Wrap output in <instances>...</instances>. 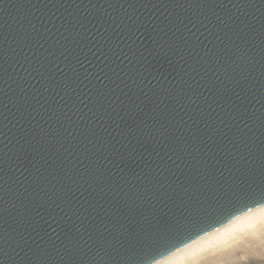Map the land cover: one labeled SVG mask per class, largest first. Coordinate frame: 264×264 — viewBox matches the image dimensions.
<instances>
[{
    "label": "water",
    "instance_id": "water-1",
    "mask_svg": "<svg viewBox=\"0 0 264 264\" xmlns=\"http://www.w3.org/2000/svg\"><path fill=\"white\" fill-rule=\"evenodd\" d=\"M190 4L193 7H189ZM193 13H196V16H193ZM205 14L212 21L207 28L219 35L224 44L216 40L205 27L200 24H188L185 19L184 25L180 27L187 32L185 34L191 37L196 47L185 48L183 59L180 55L170 56V59L179 67H186L185 61L194 63L193 59L197 53L204 56L205 51L211 49L209 56L214 53L217 57H223L226 63L222 60L221 65L213 67L205 64L201 75L207 71L208 77L216 80L217 75H222L228 65H231L229 71L234 69L236 73H243V76L247 77L246 81L242 76L237 77L244 85L243 91L235 87L234 83L228 84L229 88L235 87L239 98L233 95L229 105H214L216 111L212 113L211 118L205 114V117L197 121L200 129L198 135L207 141L211 149L206 155L204 151H196L197 148L203 147L199 140L193 142L187 135L192 122L188 121V127H185L180 123V118L183 117L187 121L188 115L185 113L191 115L198 112L199 108L207 109L202 99L208 97V90L203 89L200 100L183 98V104H179L167 92L161 91L162 88L174 91L173 86L177 83L175 80L169 84L163 77H148L141 82L134 62H129L131 57L125 59L127 46L133 42L128 39L130 35L141 47L144 43L151 45L152 38L159 40L164 37L165 32L170 36L169 29L173 25H179V20L185 17L203 18ZM221 20L224 21L223 24L220 23ZM237 32L247 35L248 38L237 39ZM228 36L236 40L235 45L228 40ZM225 45L232 49L227 57H224ZM122 49L125 53H121L119 57L113 55V52L120 53ZM141 89L148 93L151 100L143 96ZM151 89H154L157 95H153ZM140 109L144 111L140 112ZM172 109L176 111L173 112ZM176 112L179 115H176ZM121 117L128 120L129 124L133 119L139 123L142 118L148 125L145 128V125L141 124L144 136L148 135L149 129L156 135L153 143L160 156L155 153L150 158L144 156L146 162L142 161L140 167L145 173L159 174L163 171L162 179L165 180L166 186L172 183V188H176L183 195L175 183L176 178L168 172L169 169L180 176L186 187L188 184L185 176H198L197 168L210 169L220 183L214 184L215 191L208 193V199L214 206L217 198L225 205L223 212L209 213L210 219H204L203 223H198L191 231H185L183 235L172 238L170 244L159 252L150 253L146 264H153V261L175 252L177 247L182 248L184 244L193 242L205 232L213 231L245 211V205L250 201L233 198L232 203H228L223 199V193L234 179L224 164L239 175L237 169H258L262 163L260 156L264 151V126L261 124V121H264V0H0V167L3 168V171H0V248L8 253L7 256H0V264H112L105 255V249L111 250V245H115L117 239L126 235L121 224L131 228L137 222H143L137 213L133 224L129 225L128 220L123 218L122 213L118 214L113 205L116 200H120L121 204L127 202L133 209L136 205H132L127 197L118 192L102 198L87 185L75 191L77 186L67 176L63 178L64 183L75 191L74 196L70 194V207L78 209V215L84 221L83 225H80L79 220L76 221L79 232L75 227L71 230L83 248L79 257L69 259L65 252L67 241L61 243V240L55 239L54 230L57 225L52 220L48 221L46 227L49 235L55 240V250L47 237L39 241L35 234L33 238L44 252L35 244L31 245L33 251L26 247L21 251L16 246L19 235L14 229L18 227L19 216L24 213L21 202L27 203L26 198L33 194L32 188L35 187L33 177L39 175L27 161L25 165L28 171L17 161L16 140L29 129L38 131L41 126H54L57 129L63 126L67 133L71 134L64 140L66 146L69 142L79 145L80 141L84 140L83 134L95 129L106 141L111 140L116 144L119 140L120 145L117 147H120L131 139L119 135L120 130L125 129ZM152 117L165 121L174 118L177 123L175 131L177 136L181 137L180 143L183 144V140L187 139L188 151L192 155L182 152L183 160H176L175 155L172 159L164 155V145L168 140L155 132L159 124L153 128ZM224 135L235 143L229 144ZM161 141L163 143H160ZM84 143H87V140H84ZM216 144L220 145L219 150L215 148ZM71 159L72 157L65 159V167L75 178V168L68 163ZM92 159L93 167L98 163L113 173L117 171L108 160L101 158L97 161L95 157ZM137 160L139 162V158ZM40 164H43V161ZM213 165L220 171L212 169ZM40 170L42 172L44 169ZM51 170L49 168V171ZM139 171L138 168L137 172ZM220 172L224 175L221 176ZM120 175L126 176L133 184H139L127 169ZM143 179L141 174V180ZM203 183L201 181V184ZM172 188H169V192ZM195 188V184L191 185L189 192H193ZM140 190L143 191L142 188ZM125 191L134 195L131 187H126ZM184 199L187 200V197ZM97 201L102 207L97 205ZM155 203L153 201L154 205ZM90 204L96 206V211L92 210ZM137 205L144 210L146 216L152 217L153 209L147 202L137 200ZM57 213L59 216L63 215L59 209ZM117 220L120 223H116ZM86 228L88 231H85ZM104 238L111 244L105 243ZM61 239H64L63 234Z\"/></svg>",
    "mask_w": 264,
    "mask_h": 264
},
{
    "label": "snow or ice",
    "instance_id": "snow-or-ice-1",
    "mask_svg": "<svg viewBox=\"0 0 264 264\" xmlns=\"http://www.w3.org/2000/svg\"><path fill=\"white\" fill-rule=\"evenodd\" d=\"M189 7H193V5L190 4ZM213 14L215 15V13ZM193 16H196V13H193ZM185 19L188 24H200L205 27L216 40H220V43L224 44L219 35L207 28L212 21L205 14L203 18L193 19L185 17L179 20V25H173L169 29L171 32L170 36L168 32H165L164 37L166 38L161 37L159 40L152 38L151 45L144 43L143 47H141L135 43L130 35L128 39L133 42L127 46V52L125 53L122 49L120 53L113 52V55L119 57L121 53H125V59L131 57L129 62H134V68L141 77V82L148 77L153 79L163 77L169 81V84H171L172 80H175L177 83L173 86L174 91L167 88H162L161 91L167 92L179 104H183V98L200 100L203 89L208 90V97L202 99L204 104L207 105V109L199 108L198 112L191 115L185 113L188 115L187 121L183 117L180 118V123L185 127H188V121L192 122L187 135L191 137L193 142L199 140L200 145L203 147L197 148L196 151L198 153L204 151L206 155L207 151H211V149L207 141L198 135L200 129L197 121L205 117V114H207L208 118H211L212 113L216 111V107L229 105L233 95L239 98V95L235 92V87H239L243 91L244 85L241 79L237 77L242 76L245 81L247 77L243 76V73H236L234 69L229 71L228 69L231 68V65H228L222 75L218 74L216 80L208 77L207 71H204V75H201V70L205 69V64L213 67L221 65L222 60L226 63L223 57H217L214 53L209 56L211 49L205 51L204 56H200L197 53V56L193 59L194 63L185 61L186 67H179L178 64L173 63L170 56L180 55L183 59L182 53L185 48L196 47L191 37L185 34L187 32L180 27V25H184ZM220 23L223 24L224 21L221 20ZM235 36L240 40L248 38L247 35H242L240 32L235 33ZM228 40L235 45L236 40L232 36H228ZM209 43H212V41H209ZM225 49L224 57H227L232 49L227 45H225ZM102 54L106 56V54ZM204 57H208V59L205 60ZM137 65L139 66L138 68L136 67ZM196 65H199V67ZM197 77H199V80H197ZM229 83H234L235 87L229 88ZM138 87L139 85H137ZM140 91L145 98L151 100L148 93L143 92V89ZM150 91L153 92V95H157L154 89ZM153 103L155 102L153 101ZM101 107L103 106L101 105ZM157 107H159L158 104ZM143 111V109H140V112ZM172 111L175 112L176 110L172 109ZM176 115H179V113L176 112ZM121 119L124 120V117H121ZM152 120L153 128H155L156 124H159V128H155V132L163 136L165 140H168V143L164 145L166 149L164 155L168 156L169 159H172L173 155H175L176 160H183L182 152L192 155L188 151V140L185 139L183 144L180 143L181 137L177 136L175 131L177 123L174 122V118L165 121L164 119L152 117ZM205 123L207 124V121ZM124 124L126 130L121 129L119 135L125 139L129 137L131 139H128V143L120 147H117V145H120L119 140L116 141V144H113L111 140L106 141L96 133L95 129H92L90 133L83 134L87 143L81 140L79 145H72L69 142L66 146L64 140L71 134L67 133L63 126L60 129L54 126H41L38 131L29 129L26 134L16 140V145L18 146L16 159L19 164L24 166L25 171H28L25 165V161H27L39 173L38 176L33 177V184H35V187L32 188L33 194L27 196V203L21 202L24 213L19 216L18 227L14 229L19 235V241L16 246L21 251H24L25 247L29 251H33L31 247L33 244L41 252L45 251L40 248V244L33 238V234L39 238V241H43L47 237L55 250V240H53L52 235H49L46 227L48 221L52 220L57 225L56 230H54L56 233L55 239L61 240V243H64L65 240L67 241L65 252L69 259L74 260L79 257L83 248L71 230L75 227L77 232H79V226L76 221L79 220L80 225H83L84 221L78 215L79 210H74L73 207H70V194L74 196L75 191H79L84 185L101 195L102 198H106L110 193H122L136 207L135 209L130 208L127 202L121 204L120 200H116L113 207L116 208L117 213H122L123 218L128 220L129 225L133 224V219L137 213L143 220L142 223L137 222L131 228L121 224L126 235L122 236L121 239H117L115 245H111V250L105 249V255L109 257L112 264H146L150 253L159 252L160 249L170 244L172 238L183 235L185 231H191L198 223H203L204 219H210L209 213L223 212L225 205L221 203V199H215V206L208 199V193L215 191L214 184L220 183V180L214 175L212 170L197 168L198 176H185L184 179L188 184V187H186L185 183L181 182L180 176L169 169L168 172L176 178L175 183L183 192V195H181L176 188H172V183H168L166 186L165 180L162 179L164 176L163 171L159 174L155 172L149 174L145 173L144 169L140 167L142 161L146 162L144 161L145 155L149 158L153 153L158 157L160 156V152L153 143L156 140L155 133L149 129L147 131L148 135L144 136L141 124H144L145 128L148 125L145 124L142 118L139 119V123H137L136 119H133L131 124H129L128 120H124ZM261 124L264 126V121H261ZM224 139L229 144L235 143L226 135H224ZM160 143L163 142L161 141ZM215 148L219 150L220 145L216 144ZM67 157H72L71 160H68V163L75 168V178L69 174L65 167V159ZM93 157L97 161L101 158L108 160L117 171L113 173L111 170L101 167L98 163L93 167ZM137 158H139V162ZM193 159H195L194 156ZM260 159L262 163L258 169H237L236 171L239 175L233 173L226 163L224 164V167L228 169L234 179L229 188L223 193V199L228 203H232L233 198L250 201L249 204L245 205V211L233 217V225L241 224L239 231L243 233V239L239 242L242 245L241 247L229 252L231 257L229 264H264V151L261 152ZM73 160L75 164H73ZM41 161H43V164H40ZM220 162L223 163V161ZM38 164L40 167H37ZM41 168L44 169L42 172ZM49 168L52 170L49 171ZM138 168L140 169L139 172H137ZM124 169H127L128 173L139 182L138 185L133 184L126 176L120 175V173L124 172ZM212 169L220 171L214 165ZM0 171H3L2 167H0ZM141 174H143V180H141ZM220 175L223 176L224 173L220 172ZM65 176L77 186L75 191L71 186L64 183L63 178ZM53 181H56V183H53ZM201 181L204 183L201 184ZM193 184L196 185V188L193 192H189V187ZM126 187H131L134 195L126 192ZM141 188L143 191L140 190ZM169 188H172L171 192H169ZM89 194L91 195L92 193ZM185 196L187 200L184 199ZM137 200L145 201L152 207L151 218L146 216L144 210L137 205ZM153 201L156 202L155 205ZM97 205H99V201H97ZM99 206L102 207V205ZM90 207H92L93 211H96V206L90 204ZM57 209H59L60 213H63L62 216H59ZM125 209H127V212H125ZM165 209H167V212H165ZM53 213H56V215H53ZM97 215H99L98 212ZM57 216H59V219H57ZM116 223H120V221L117 220ZM85 231H88V229L86 228ZM61 234L64 236L63 240L61 239ZM109 234L111 235V232ZM209 235H215V233H204L205 237ZM91 238V235H89V239ZM104 242L111 244L106 238H104ZM188 247V244L183 245V248ZM222 250L217 249V251ZM89 251H91V248H89ZM176 251H181V248L177 247ZM7 255L8 253L3 248H0V256ZM17 256H19V253H17ZM153 264H167V261L162 257L161 260L153 261Z\"/></svg>",
    "mask_w": 264,
    "mask_h": 264
},
{
    "label": "bare ground",
    "instance_id": "bare-ground-1",
    "mask_svg": "<svg viewBox=\"0 0 264 264\" xmlns=\"http://www.w3.org/2000/svg\"><path fill=\"white\" fill-rule=\"evenodd\" d=\"M232 220L209 232L215 235H203L189 243L188 248L182 247L181 251L164 257L167 264H229V252L241 247L239 242L243 239V233L239 231L241 224L233 225Z\"/></svg>",
    "mask_w": 264,
    "mask_h": 264
}]
</instances>
